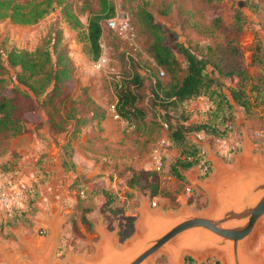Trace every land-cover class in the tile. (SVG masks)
I'll return each mask as SVG.
<instances>
[{
	"label": "rangeland",
	"instance_id": "obj_1",
	"mask_svg": "<svg viewBox=\"0 0 264 264\" xmlns=\"http://www.w3.org/2000/svg\"><path fill=\"white\" fill-rule=\"evenodd\" d=\"M16 1L24 3L28 0ZM112 2L115 9L114 17L123 15L121 18L127 19L129 28L124 35H119L117 31L103 22L100 57H104L105 62L99 69L94 66L96 61L91 60L85 54V43L81 39V31L86 25L88 11L97 8L96 0H61L59 4L54 2V9L32 25L15 24L8 19H0V50L4 52L11 48L33 49L49 28L55 26L61 29L62 44L67 47L74 69L70 85L72 95L84 102L83 109L87 112L93 103L96 104L91 100L89 92L97 97H105L106 102L110 103L112 100L110 83L114 75L120 72V75L125 76L130 72V68L144 73L145 67H150L145 53L148 44L147 36L135 23L134 16L140 8L144 7L154 14L155 21L163 29L165 42L169 45H173L175 41L182 42L200 55H210L212 61L223 56V62H221L223 68L228 69L229 65L241 62L249 76L255 73V67H246L245 62L249 61L254 43H259L264 47V0H112ZM64 6L78 16L83 24L82 28L74 29L66 23L62 10ZM219 14L221 15V26L218 27L214 24L213 17ZM236 14L240 16L238 21L234 17ZM132 25L136 28L138 36H135V39H128L126 37L129 31L134 33ZM137 47H142V53L137 54L135 59L127 58L120 53L122 49H128L133 55L130 49ZM9 71L13 73L12 69ZM224 81L230 84L234 80L226 78ZM4 84L10 85V82L6 81ZM33 106L34 110L29 112L26 124L25 132L29 133H34L36 129L41 128L38 124L46 117L43 109L35 103ZM237 111L240 122L243 124L247 121L250 126L251 139L256 144L264 143V136L259 138L257 134L253 135L254 132L264 130V117L262 115L258 117L261 107H250L245 111L238 106ZM192 115L193 111L190 112V119ZM162 132L159 125L155 127L151 144L160 138ZM240 134L237 131L238 139L242 137ZM10 140V138H0V144L8 148L6 145L10 143ZM44 142L49 155L57 154L56 139L46 138ZM208 142L213 144L212 139H208ZM151 147L149 145L147 149L142 148L141 153L148 157ZM213 149L222 160L230 162L232 154L239 149V145L235 147L233 144L232 148L227 146L221 151L215 145ZM254 152L264 161V147H258L254 149ZM141 153L138 152L136 155L140 156ZM173 157V153H168L163 158L162 168L152 169L153 174H149L150 169L138 168L134 165L133 159L129 161V158H126L125 168L131 169L130 173H127L128 179L134 182V187H131L132 189L127 191L126 195H123L124 191L120 194L114 192V195L112 192L106 194L100 190L92 195V192H87L89 189L85 188L83 179L67 176L66 172L60 175L56 169H54V175L51 176V170L44 169V160L40 154L33 162L36 173L25 179L28 187L20 204L9 210L0 208V264H9L7 256H12L21 264L30 263L33 260L32 247H35L34 245L38 242L43 248L52 235H55L56 239L50 264H60L64 261L68 264H78L74 261L76 256H93L96 253L97 243L100 240V234L96 228L100 224L98 223L99 218L107 222L108 228L115 230L111 233H114L116 243L121 245L136 230L141 199L154 200L156 205L164 210H176L181 204L196 199L199 195L194 196L195 198L188 196L185 182L169 175L168 164ZM15 159V155L6 154V151L2 150L0 174L15 169L20 170V163H17ZM201 173L199 169V175ZM119 178L120 180L123 178L124 183L126 176H119ZM53 188L55 195L61 194L63 207L59 206L55 209L56 205L48 202L46 192ZM202 196L205 200L203 198L202 202L198 201L197 206L204 202V206H207L208 200L205 192H202ZM43 210L61 214L60 221L52 223L53 227L49 226L47 221L51 218H48L42 212ZM98 210L102 212L101 215ZM257 243L259 251L264 254V235L259 237ZM187 258L191 259V264H214V262L220 264L214 255H210L202 262L185 255L182 264H188ZM152 264L170 263L165 255H157Z\"/></svg>",
	"mask_w": 264,
	"mask_h": 264
},
{
	"label": "trees",
	"instance_id": "obj_2",
	"mask_svg": "<svg viewBox=\"0 0 264 264\" xmlns=\"http://www.w3.org/2000/svg\"><path fill=\"white\" fill-rule=\"evenodd\" d=\"M54 2L59 4L61 0H28L24 3L0 0V19L21 25L36 24L54 9ZM96 2L97 8L88 11L86 25L81 31L85 54L93 61L101 54L103 22L106 24L115 16L112 0ZM62 10L70 27H83L78 16L67 6ZM134 16L135 23L147 36L145 53L150 67H145L144 73L130 68L125 76L120 72L114 75L110 83L114 95L113 112L117 119L126 122L131 133L136 134L135 140L145 136L143 145L151 140L159 125L165 132L164 137L177 151L168 165V173L185 182L186 170L193 166L200 169L202 163L207 162L198 141L188 140L189 134L226 137L238 106L245 111L260 106L264 117V47L254 43L251 48L249 61L245 63L246 67L254 66L255 73L249 76L241 62L226 69L221 67L223 56L212 61L210 55H200L182 42L169 45L150 10L140 8ZM214 16V24L221 26V15ZM234 17L236 21L240 19L239 14ZM131 28L134 33L129 31V34L135 39L138 33L134 26ZM62 41L61 29L53 26L33 49L0 50V138L17 137L26 131L28 114L34 110V103L46 112L44 121L38 126L47 127L53 134L65 133L70 139L90 126L95 118L99 120L103 116V112H85L84 102L72 95L70 85L74 69ZM130 50L133 55L128 49H122L120 53L133 59L142 53V47ZM226 78L234 81L226 84ZM6 81L10 85H5ZM199 98L204 99L206 107L192 120L188 105ZM70 139L66 142L68 155L71 154ZM148 172L153 174L154 171ZM127 185L134 187V182L128 179Z\"/></svg>",
	"mask_w": 264,
	"mask_h": 264
},
{
	"label": "water",
	"instance_id": "obj_3",
	"mask_svg": "<svg viewBox=\"0 0 264 264\" xmlns=\"http://www.w3.org/2000/svg\"><path fill=\"white\" fill-rule=\"evenodd\" d=\"M241 146L232 163L211 157L210 171L199 182L207 206L181 204L176 210H164L141 199L130 238L118 245L114 233L99 224L96 253L76 256L75 263L152 264L157 255H165L170 264H182L185 255L199 262L214 255L220 264H264L257 246L264 235V161L246 137ZM55 239L52 235L40 250L32 247L29 264H50ZM7 260L21 264L12 256Z\"/></svg>",
	"mask_w": 264,
	"mask_h": 264
},
{
	"label": "crops",
	"instance_id": "obj_4",
	"mask_svg": "<svg viewBox=\"0 0 264 264\" xmlns=\"http://www.w3.org/2000/svg\"><path fill=\"white\" fill-rule=\"evenodd\" d=\"M89 96L91 97V100L97 104L96 105L93 103L89 112H103V116L99 120H96L95 118L90 126L84 128L78 136L70 139L69 135H66L65 133L53 134L48 130L47 127L42 126L41 128L36 129L37 131L34 133H29L27 131L17 137L10 138V143L6 145L8 148L0 144V153L2 150H4L6 151V154L11 153L15 155V160L18 161L17 163H20L21 166V174L25 178L33 176L36 173L33 162L36 157L42 154V159L44 160L43 165L45 166L44 169L51 170V176L54 175V169H56V171H58L57 173H60V175L66 172L67 176L83 179L85 181L83 183L85 188L89 189L87 192H92V195L99 190L106 194H110L112 192L114 195L115 193L120 194L124 191L123 195H126V192L132 188L128 187L127 185L128 174L130 173L131 169L129 170L125 168V165H127L125 160L126 158H129V161L133 159L135 166H138V168H143L144 170L150 169L148 171H151L153 166L150 160V155L147 157L141 153L142 148L146 147L147 149L149 145L152 146L151 140L147 141L146 144L143 145L145 136H141L139 141L135 140L136 134L130 132L131 128L127 126L126 122L112 116L110 105L114 99L113 93L110 103H107L108 101L106 102L105 97H97L90 92ZM205 107L206 102L202 98L191 101L188 105V110L190 112L193 111L192 120L196 119L197 113L205 109ZM259 112L260 113L258 114V117L259 115L263 116L262 109ZM233 129L235 131V135L226 138L224 143H229L232 145L235 144V147L239 145V149L234 151L230 162L227 161V163L234 162L235 157L241 151V142L245 141V137L246 140L252 143L253 151L258 147H264L263 142L256 144L251 139L250 126L248 125L247 121H245L243 124L240 122L239 112L237 110L233 122ZM237 131L241 133L240 135L242 137L240 139L237 138ZM37 132H39V134H37ZM162 133L163 134L161 136L164 137V130ZM199 134L200 138L198 140L195 136L196 133L189 134L187 138L190 141H198L202 148V153H204V158L209 163L211 162V157L217 155L213 147L217 145L218 150H224V143L218 138H212L202 133ZM253 135L262 138L264 136V130H261L260 132H254ZM46 138L50 140H57V142H55L57 145V154L54 156H51L49 153H47L48 150L44 142ZM69 139L71 149L70 155L66 154V142ZM208 139H212L214 144L213 147V144H209ZM4 147L6 149H4ZM130 150L135 151L132 152ZM138 152L141 153L140 156L136 155ZM170 152L173 153L174 157L177 155L175 148H169L167 149L165 156ZM17 156L20 157L17 158ZM174 157L171 159V161L174 159ZM218 157L221 159L220 156ZM123 174L126 176L124 183L123 178L121 180L119 178V176L123 177ZM184 176L186 187L191 189L188 191V196L191 195L193 198H195L194 196L199 195V197L183 204H195L197 208L203 207L205 202L200 206H197L198 201L202 202L204 198L202 196V192L204 191L199 186V182L203 178V176L199 175V167H191L184 172ZM57 190L58 189H56V191ZM46 196L49 199V201L47 199L49 203L52 202L54 205H56L55 209L59 208V206L63 207V198L61 197V194L55 195L54 188L52 190L48 189ZM42 212L45 213L48 218H51L50 220L48 219V221L46 218L49 226L54 222H59L61 219V214H57L54 211L48 212V210H43ZM98 212L100 215L102 214L100 210H98ZM55 214L57 216H55ZM98 223L103 224L108 232L115 231L108 228L107 222L102 221V218H99ZM34 246L39 250L42 249V244H39L38 242H36Z\"/></svg>",
	"mask_w": 264,
	"mask_h": 264
},
{
	"label": "built area",
	"instance_id": "obj_5",
	"mask_svg": "<svg viewBox=\"0 0 264 264\" xmlns=\"http://www.w3.org/2000/svg\"><path fill=\"white\" fill-rule=\"evenodd\" d=\"M106 25L109 28H112L115 31H117L119 35H124V32H126L127 28H129L127 19L121 18L119 16L108 19L106 21ZM126 38L132 39V34L128 33ZM104 62H105V58L99 57L95 62L94 66L99 69ZM160 75H163V73L160 72ZM113 109H114L113 105H110L112 116L114 118H118L117 114L113 112L114 111ZM164 127H166L165 124ZM229 127H230V131L228 132L226 137L220 139L218 138L223 143L226 138L235 135L233 126H229ZM195 136L197 140L200 138L199 133H196ZM170 146H171V141L166 137H161L158 141L152 144V147L150 149V160L154 170H160L162 168L164 164L163 158L165 157V153ZM227 146L231 148L233 147L232 144L224 143L223 148L225 149ZM200 170L204 175H206L210 171L209 163L203 162L200 167ZM25 179L27 178H25L21 174V171L18 169L0 174V208L1 209L9 210L20 204L28 187V182ZM186 190L190 191L191 189L189 187H186ZM151 205L152 206L156 205L154 200L151 201Z\"/></svg>",
	"mask_w": 264,
	"mask_h": 264
},
{
	"label": "bare ground",
	"instance_id": "obj_6",
	"mask_svg": "<svg viewBox=\"0 0 264 264\" xmlns=\"http://www.w3.org/2000/svg\"><path fill=\"white\" fill-rule=\"evenodd\" d=\"M26 264H29V263H26ZM78 264H80V263H78Z\"/></svg>",
	"mask_w": 264,
	"mask_h": 264
}]
</instances>
